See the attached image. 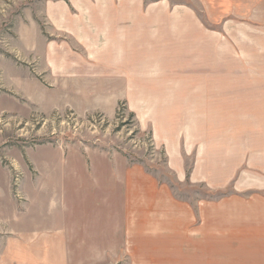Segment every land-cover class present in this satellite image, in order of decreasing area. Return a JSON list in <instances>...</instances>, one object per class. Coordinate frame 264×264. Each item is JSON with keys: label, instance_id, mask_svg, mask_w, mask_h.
I'll return each mask as SVG.
<instances>
[{"label": "rangeland", "instance_id": "1", "mask_svg": "<svg viewBox=\"0 0 264 264\" xmlns=\"http://www.w3.org/2000/svg\"><path fill=\"white\" fill-rule=\"evenodd\" d=\"M101 1L0 0V264H264V188L247 187L264 174L191 179L192 155L175 150L173 43L112 52ZM93 155L120 163L102 195Z\"/></svg>", "mask_w": 264, "mask_h": 264}, {"label": "crops", "instance_id": "2", "mask_svg": "<svg viewBox=\"0 0 264 264\" xmlns=\"http://www.w3.org/2000/svg\"><path fill=\"white\" fill-rule=\"evenodd\" d=\"M117 1L95 6L98 34L104 36L111 29L112 52H122L130 40L173 43L175 50L170 53L177 58L175 150L179 161L183 154L192 155L191 179L198 181L201 167L205 170L201 178L212 189L217 184V169H224V186L237 180L244 168L262 176L264 0H205L202 6L169 0L146 5L144 0ZM199 8L214 11L213 21L203 20ZM121 24L128 25L125 38L120 36ZM85 159L89 178L100 187L96 193L102 195L119 178L120 163L103 155ZM127 170L130 177L129 166ZM257 177L248 188H264V177ZM239 181L242 187L248 183Z\"/></svg>", "mask_w": 264, "mask_h": 264}]
</instances>
